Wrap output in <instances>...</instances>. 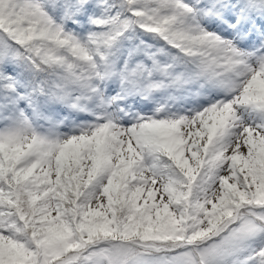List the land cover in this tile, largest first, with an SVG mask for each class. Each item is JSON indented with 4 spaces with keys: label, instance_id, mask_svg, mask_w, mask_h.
<instances>
[{
    "label": "snow or ice",
    "instance_id": "1",
    "mask_svg": "<svg viewBox=\"0 0 264 264\" xmlns=\"http://www.w3.org/2000/svg\"><path fill=\"white\" fill-rule=\"evenodd\" d=\"M0 264H264V0H0Z\"/></svg>",
    "mask_w": 264,
    "mask_h": 264
}]
</instances>
